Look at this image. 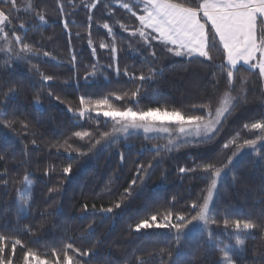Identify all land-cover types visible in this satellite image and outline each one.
<instances>
[{"label": "trees", "instance_id": "obj_1", "mask_svg": "<svg viewBox=\"0 0 264 264\" xmlns=\"http://www.w3.org/2000/svg\"><path fill=\"white\" fill-rule=\"evenodd\" d=\"M18 2L21 7L19 15L27 19L28 13L24 11L26 0ZM60 2L64 5L63 14L56 10V0H47L49 25L42 36L36 35V39L43 43V50L50 52L51 57L41 55L32 60L41 72L52 75L54 80L42 84L40 77L30 72L29 66L24 63L14 65L6 76L18 92L10 110L18 120L27 121L29 127L25 130L17 124L15 131L0 129V157H3L0 159V173L6 171L4 178L9 181L7 187L0 183L2 230L8 232L10 228L19 227L24 242L42 252L46 250L44 245L59 247L64 242H73L75 246L87 249L99 242L98 254L90 264H129L135 256L147 261V264H213L219 253L206 242L199 230L192 231L179 249L171 248V259L165 253L162 260L158 250L170 246L171 234L166 229L134 233L129 230V225L151 210L171 202L172 197H176V210L190 211L191 202L201 194L206 181L201 178L203 174L200 172L181 174L179 168L192 167L194 161L225 160L231 150L223 149V143L239 131L244 122L264 110V87L257 77L250 76L246 86L248 103L237 109L214 141L183 145L171 153H161L164 161L152 171L143 189L138 184L132 196L124 198L122 193L135 176V162L146 164L152 159V153L141 155V148L146 143L150 147L151 144H164L166 141L146 142L142 135L132 136L111 148L97 146L88 155H80L72 148L86 151V141L69 140L71 148L65 144L71 131L81 130L73 127L72 114L67 111V106L76 107L78 97L84 93H120L133 88L135 85L123 75V70L127 67L129 72H146L148 61L145 57H151L146 50L139 53L133 38L118 26L114 28L118 48L115 59L109 49L99 47L102 42H110L106 30L100 26L105 20L112 23L120 19L130 25L133 22V18L118 7V0H100L91 13V28L88 27L89 13L84 5L92 0ZM64 20L69 25L67 30L63 27ZM129 41H132L131 45ZM156 51L159 57L156 66L164 69L163 75L157 76L154 83L145 85L146 95L142 93L136 107L146 109L159 104L168 108H188L192 103L202 102L211 88V69L199 63H184L182 58L168 56L158 47ZM73 55L75 62L71 59ZM93 65L95 75L85 82V75L93 72ZM117 65L121 72L119 76L115 71ZM240 73L249 75L246 67H240ZM49 90L60 96L64 103L49 97ZM38 93L42 107L33 104ZM114 102L118 105L132 104L130 100ZM100 120V131H108L111 124H106L103 117ZM80 123L87 130L95 129L94 120ZM242 136L254 138V134L246 131L242 132ZM119 153H123V161ZM68 164L72 165V172L65 178L62 168ZM230 167L231 171L225 172L216 193L215 218L221 225L225 216L260 222V215L264 212V160L246 151ZM25 173L30 175L33 206L28 219L18 224L15 189L21 186L19 182ZM50 188L54 189L51 193ZM121 200L122 206L115 208V203ZM85 204L88 205L87 212L83 210ZM93 205L97 210L95 214ZM101 206H112L113 213L108 216L100 214L98 210ZM93 222V229H89L88 225ZM24 225L29 226L35 236L25 233ZM213 230L222 245L234 244L222 226L217 228L213 225ZM262 231L254 230L255 238L247 240V253L242 264H250L254 250H264V240L259 238ZM37 239L39 243H33ZM19 255L18 249L17 258Z\"/></svg>", "mask_w": 264, "mask_h": 264}, {"label": "snow or ice", "instance_id": "obj_2", "mask_svg": "<svg viewBox=\"0 0 264 264\" xmlns=\"http://www.w3.org/2000/svg\"><path fill=\"white\" fill-rule=\"evenodd\" d=\"M98 3L100 0H92L84 5L89 13V28L93 24L92 10ZM56 4L58 13L63 14V3L56 0ZM118 7L125 10L133 18V22L130 25L120 19L112 23L105 20L100 26L106 30L110 42H102L99 47L109 49L115 59L118 48L114 28L118 26L133 38L139 53L142 54L145 50L148 52L151 59L145 57L148 61L147 71L129 72L125 67L123 75L135 85L133 88L120 93H84L78 97L76 107L69 104L67 111L72 114L73 127L81 130L71 131L65 144L73 139L86 141V151L81 148H72V151L88 155L97 146L102 149L111 148L132 136L142 135L146 142L165 140L164 144L156 143L149 147L146 143L141 148L140 154L152 153V159L146 164L135 162V176L122 193V197L127 198L132 196L138 184L143 189L152 171L160 167L164 161L161 153H171L183 145L214 141L237 109L248 103L246 86L250 76L257 77L264 87V0H118ZM20 11L18 0H0V68H3L0 71V129L12 131L16 130L17 124L27 130L29 124L18 120L10 110L11 102L18 95L17 88L6 78L11 68L17 63H24L29 66L30 72L40 77L42 84L54 80L52 75L41 72L38 65L32 63L34 58L41 55L51 57L50 52L43 50L42 41L36 39V35L42 36L49 25L47 0H26L24 11L28 13L27 19L19 15ZM63 27L68 29L67 20L63 21ZM131 43L129 41L130 45ZM89 45H92L91 38ZM157 47L168 56L182 58L184 63H199L211 69V88L202 102L192 103L188 108H168L159 104L146 109L136 107L142 99V93L146 95L145 85L154 83L157 76L163 75L164 69L156 66L159 59ZM95 51L93 46V55ZM71 59L75 62V55ZM238 66H247L249 75H242ZM115 71L117 76L121 74L118 65ZM94 75L95 65L92 73H86L85 82ZM47 95L64 103L51 90ZM129 100L132 101L131 105H118L114 102ZM33 104L42 107L39 93ZM101 117L106 124H111L108 131H100ZM89 120L95 121L94 130H87L80 123ZM245 131L254 134V138L242 136ZM68 148H71L70 144ZM222 148L231 150L225 160L194 161L192 167L179 168L181 174L200 172L203 174L201 178L206 181V187L191 202L190 211L176 210V197H172L171 202L151 210L129 225V230L134 233L166 229L171 234L170 246L158 250L162 260L165 253L171 259V248L179 249L192 231L199 230L204 234L206 242L219 253L213 264H242L247 253V240L255 238L254 230H264V212L260 215V222L225 216L221 225L215 218L216 193L225 172L231 171L230 166H234V161L246 151L264 160V110L244 122L241 129L223 143ZM119 155L123 161V153ZM71 172V164L62 168L65 178ZM6 176V171L0 173V183L5 187L9 183L4 178ZM19 183L21 186L15 189L17 195L14 201L18 224L28 219L33 206L30 175L25 173ZM53 191L54 189H49V193ZM122 203L123 200L116 202L114 207L120 208ZM92 209L95 214L96 206L93 205ZM83 210L88 211L87 204L83 205ZM98 211L108 216L113 213V207L101 206ZM94 223L89 224L88 228L93 229ZM213 225L217 228L222 226L226 235L234 240V244L222 245L216 238ZM2 228L0 226V264H90L98 254L99 242L87 249L77 247L73 242H64L59 247L44 245L46 250L42 252L24 242L19 234V227L10 228L8 232ZM23 231L35 236L27 225L23 226ZM259 238L264 240V231ZM33 243H39V240H34ZM129 264H147V261L135 256L134 261L130 260ZM250 264H264V250H254Z\"/></svg>", "mask_w": 264, "mask_h": 264}, {"label": "rangeland", "instance_id": "obj_3", "mask_svg": "<svg viewBox=\"0 0 264 264\" xmlns=\"http://www.w3.org/2000/svg\"><path fill=\"white\" fill-rule=\"evenodd\" d=\"M177 58V57H176ZM238 67H240V66H238ZM242 67H247V66H242Z\"/></svg>", "mask_w": 264, "mask_h": 264}]
</instances>
